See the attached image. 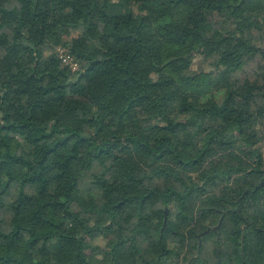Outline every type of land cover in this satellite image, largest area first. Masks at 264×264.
Instances as JSON below:
<instances>
[{"label": "trees", "instance_id": "1", "mask_svg": "<svg viewBox=\"0 0 264 264\" xmlns=\"http://www.w3.org/2000/svg\"><path fill=\"white\" fill-rule=\"evenodd\" d=\"M263 141L264 0H0V264H264Z\"/></svg>", "mask_w": 264, "mask_h": 264}, {"label": "rangeland", "instance_id": "2", "mask_svg": "<svg viewBox=\"0 0 264 264\" xmlns=\"http://www.w3.org/2000/svg\"><path fill=\"white\" fill-rule=\"evenodd\" d=\"M60 49H63V48H60ZM205 63H206V61L203 60V58H202L201 56L195 55L191 67H192L193 70L198 69L200 66H201V67L203 66V67L207 68V66H206ZM259 147H260L261 155L263 156V159H264V141L261 142V143H259ZM213 227H214V226H213ZM214 231H216V230H214ZM212 240H213V239H212V237H211L210 240L206 242V243H207V244H206V251H207L209 254H211L212 257H213V255H214V250H215V247H216V246L214 245V243H213ZM91 243H93L94 245L104 246V244H105V239L102 238V237H97V238L93 239V240L91 241ZM219 253H220V250H219ZM215 255H216V251H215ZM216 260H217V259H216ZM216 264H217V263H216Z\"/></svg>", "mask_w": 264, "mask_h": 264}, {"label": "built area", "instance_id": "3", "mask_svg": "<svg viewBox=\"0 0 264 264\" xmlns=\"http://www.w3.org/2000/svg\"><path fill=\"white\" fill-rule=\"evenodd\" d=\"M59 53H60L59 56L64 64L69 65V67L73 70L77 68V63L73 61L71 55L68 52H66V50L59 49Z\"/></svg>", "mask_w": 264, "mask_h": 264}, {"label": "water", "instance_id": "4", "mask_svg": "<svg viewBox=\"0 0 264 264\" xmlns=\"http://www.w3.org/2000/svg\"><path fill=\"white\" fill-rule=\"evenodd\" d=\"M165 220H166V209H164V222H165ZM220 223H221V218L219 219L218 223L214 227H212V229L216 230L220 226ZM208 231H209V229L207 228L203 231V233H206ZM219 250H220L219 248L216 249V259H217L216 263L217 264H220Z\"/></svg>", "mask_w": 264, "mask_h": 264}]
</instances>
